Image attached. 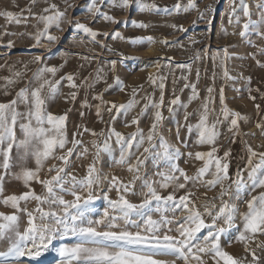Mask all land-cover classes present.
<instances>
[{
    "label": "rangeland",
    "instance_id": "1",
    "mask_svg": "<svg viewBox=\"0 0 264 264\" xmlns=\"http://www.w3.org/2000/svg\"><path fill=\"white\" fill-rule=\"evenodd\" d=\"M90 2L91 0H67L66 3L65 0H47V2L38 0L33 6L30 0H0V11L9 10L17 13L21 9L31 7L33 12L40 14L43 8L54 3L61 10L67 8V20H77L101 33L111 34L118 31L124 37V39H114L112 35L107 37L98 35L93 41L87 34L77 31L74 26H70L65 21L61 23L59 29L55 26L49 28L52 35L60 38L58 41L49 42L47 39L41 38L37 43L35 34L39 30H43V23H38L36 19L30 18L27 25L23 23L18 25L9 23L4 16H0V66H14L15 70L25 72L23 79L8 89V95H4V90L0 88V102L11 100L20 88L26 86L33 73L44 65L56 66L59 69L54 79H60L66 74H73L75 83L79 86L73 89L67 80L62 81L60 95L47 104V110L54 115H63L67 112L66 133L69 143L65 149H57L56 155H62L67 151V148L72 147L71 140L74 132L78 133L76 139L82 141L70 158L71 164L67 171L78 179L83 178L87 174L88 165L93 163L95 157L96 148L93 141L95 140L97 144L102 143L110 129L128 135L136 132L139 127L147 134L156 109L150 107L146 113L140 115L141 108L148 98L159 102L161 95V89L158 87L161 81L157 80L156 84H152L148 79L149 74L164 78L162 81L164 104L160 109L163 120L159 130L169 143L175 144L184 153L176 163L184 169L188 176H193L196 170L202 166L203 161L194 160L187 153L208 152L212 145L198 144L196 130L193 129L190 134L185 126L186 123L195 125L198 115H190L187 122H185L184 116L185 112L194 113V110L199 108L209 96L208 88L213 89L211 95L214 97V103H209V108H215V112L210 116V123L217 117L223 120L220 104L221 88H223L227 107L245 117L239 121V133L234 137L228 131L230 120L219 125L221 135L216 141L217 155L223 156L225 151L231 150L227 159L230 176H234L238 169L246 168L249 155L246 146H251L257 152H264V127H257V124L264 126V52L259 51V49H264V39L257 36L251 28L244 37L239 34L242 31L243 23L249 18L260 19L264 8L257 7V5L264 4V0H246L249 5L250 17H244L243 10L240 8H237L235 14H231L232 8L239 4V0H235V4L233 0H197L198 10L194 9L188 12L182 10L141 11L139 8V2H143L155 3L161 8L167 6L172 9L178 0H138L128 9L114 7L108 3L101 4L97 0L101 12H107L120 23L105 21L102 16L90 13L88 11ZM179 2L186 4L187 0H179ZM68 5H72V7H68ZM200 12H203V16L200 15ZM23 14L29 15L28 12ZM141 21L149 26L141 28L133 23L138 24ZM173 25H183L187 31H178L172 27ZM5 33H15V35ZM146 36H152L154 40L133 43L129 39ZM165 39L173 41V43L165 44L163 43ZM10 40L13 42L11 47L8 46ZM225 48L228 51L227 57L224 56ZM197 54L201 57L199 60L195 59ZM37 56L42 58V62H35ZM214 56H216L215 60H213ZM169 57L172 58L171 62L166 59ZM222 59L223 65H221ZM111 61H116L114 70ZM257 61L260 63L258 64ZM25 64L27 69L24 68ZM61 65L63 67H60ZM179 65H186V67ZM188 66H190V70ZM225 68L229 76L233 77L232 79L224 77ZM197 70L199 79H197ZM98 74L102 78L98 79ZM9 75L8 67H0V77ZM116 77H119L123 82L124 91H121ZM182 77H187V79ZM2 83L3 81L0 80V84ZM186 83L196 84L199 92V98L191 103L188 98L192 90L190 87H185ZM133 87L139 88L136 96L139 103L131 111L127 114H117L113 111L110 114L106 110L110 105L103 104L101 115L97 116L96 105L101 104V100L93 97L99 95L105 102L122 104L129 100ZM73 91L76 92L75 100H66L65 97ZM177 96L180 98L181 104L170 105L169 102ZM250 97H255V99ZM183 104H187L186 109L182 106ZM257 105H259V109H257ZM170 106L173 109L171 112L169 111ZM19 110L24 111L25 109L20 106ZM80 113H83V116ZM110 116H115V119H111ZM133 117L138 118V124L130 123ZM178 127L180 140H177L176 137ZM85 128L89 131H85ZM93 132L97 135L94 136ZM101 133L103 134L101 135ZM181 141L186 142L187 146L185 147ZM111 143L113 151L101 153L95 160L98 183L93 186L92 194L97 199L90 206L95 209V214L90 215V219L98 218L103 209L107 207L105 195L110 199L118 198L117 191L111 186L112 177H117L120 181L128 183L133 176V173L128 170V163H135L137 156L143 160L138 173L143 177V180L159 182L161 177L158 173L168 171L167 165L152 152L144 153L141 156L143 148L148 146L147 143L139 150L134 147L131 150L133 153L131 159L124 164L117 163L120 159V148L115 144L114 136ZM154 143L157 145L155 151H161L159 141L154 140ZM85 148L88 151L82 155ZM0 163H2V157H0ZM53 164L59 165L61 162L54 159L46 161L39 174L42 180L49 179L51 175L55 174L48 172ZM21 167L35 168V160L31 157L21 158V154L13 149L10 168L3 182V192L0 193V212L15 211L10 206L3 204L4 197L13 194L20 195L28 190L23 180L18 179L15 175L21 171ZM3 171L0 168V173ZM177 175L179 174L177 173ZM243 176L245 179L247 178V171L243 172ZM143 180L135 181L131 191L121 194L126 195L130 202L139 204L145 198L140 195L142 191H146V189H142ZM179 182L184 183V180L181 178ZM31 187L39 195L45 193L44 187L36 181L31 183ZM187 189H191L193 194L190 199L195 202L200 211H203L200 206L206 199L217 205L220 203L219 200H211L217 194L218 189L209 190L199 184L193 185L191 182L188 183ZM186 190L177 192V197L184 195ZM262 190L264 189H257L252 192V195H258ZM157 191L161 195H167L172 191V188L161 189L157 185ZM204 193H207V197L204 196ZM83 194L87 195V193ZM249 198L247 193H241L239 199H232L230 203L237 206L239 212L243 213L247 210L244 201ZM65 199L70 200L72 197L65 195ZM224 199L229 200V196H225ZM24 207L33 210L37 207V202L30 200L25 204L22 201L21 208ZM43 207L47 210V205ZM151 207L153 211L149 214L153 216V219H158L160 214L154 211L155 202ZM165 214L170 218L172 216L170 212ZM181 215L180 212L176 213L177 218ZM132 219L142 223L144 218L133 214ZM26 221L27 216L21 214V230L26 226ZM205 222L212 223V220L210 217H205ZM217 223L223 226V221H217ZM235 223L242 228L239 215H237ZM170 227L175 228L176 225L173 224ZM130 230L135 231L136 229L133 227ZM202 232L206 234L207 230H202ZM169 234L177 235L175 231ZM237 234L236 229L230 231L228 234V239L232 240L230 244L222 237V247L233 257L244 258V264H248L252 259L251 253L246 252L244 244L235 239ZM256 240L264 242V235H257ZM79 242L78 237L71 235L60 237L54 240L53 244L49 246V251L39 258L25 256L12 261L11 264H57L60 257L54 249L61 245L71 247ZM7 247V241L0 242V251H6ZM249 247L256 249V255L259 258L257 264H264V248H256L254 241L249 242ZM158 258L166 261L175 259L173 256ZM205 259L208 260V264H212L209 258L205 257ZM176 264H182V261L177 260Z\"/></svg>",
    "mask_w": 264,
    "mask_h": 264
},
{
    "label": "snow or ice",
    "instance_id": "2",
    "mask_svg": "<svg viewBox=\"0 0 264 264\" xmlns=\"http://www.w3.org/2000/svg\"><path fill=\"white\" fill-rule=\"evenodd\" d=\"M30 2L34 6L38 0H30ZM66 2L67 0H65ZM137 2L138 0H99L101 4L108 3L121 9H128ZM233 3L235 4V0ZM68 7H72V5H68ZM257 7L264 8V4L257 5ZM139 8L141 11L182 10L188 12L194 9L198 10V4L197 0H187L186 4H181L178 0L172 9H169L167 6L161 8L155 3L139 2ZM237 8L243 10L244 17H250L249 5L246 0H239V4L232 8L231 14H235ZM88 11L94 15L102 16L105 21L120 23L107 12H101L97 0H91ZM24 12H28L29 15L25 16ZM200 15L203 16V12H200ZM0 16H4L9 23L18 25L22 23L27 25L30 18L36 19L38 23H43V30H39L35 34L37 43L40 42L41 38H45L49 42L58 41L60 38L52 35L49 28L55 26L59 29L61 23L65 21L70 26H74L77 31L87 34L93 41L98 35L106 37L112 35L114 39H124L118 31L111 34L108 32L101 33L77 20H67V8L61 10L54 3L43 8L40 14L33 12L31 7H27L21 9L19 13L2 10ZM133 23L141 28L149 26L143 21L138 24ZM172 27L181 32L187 31L183 25H173ZM250 28L255 31L257 36L264 39V30H261L264 29V12L261 13L259 20L249 18L244 22L242 31L239 33L240 36L244 37ZM5 34L15 35V33ZM129 39L133 43L152 42L154 37ZM163 43L171 44L173 41L165 39ZM12 44L13 42L10 40L8 46L11 47ZM104 47L107 46L104 45ZM259 51L264 52V49H259ZM217 55L219 54L217 53ZM224 56H228L227 48L224 49ZM200 58L199 54L195 56L197 60ZM166 59L169 62L172 61L170 57ZM215 59L216 56L213 57V60ZM35 62H42V58L35 57ZM257 63L259 64L260 61ZM111 65L114 70L116 61H111ZM221 65H223V59ZM179 66L186 67V65ZM0 67H8L10 72L9 76L0 77V80L3 81L0 88L4 90V95H8V89L22 80L25 72L15 70L14 66ZM188 67L190 70V66ZM24 68L27 69L26 64ZM58 70L56 66L44 65L39 67L26 86L20 88L11 100L0 102V157H2L0 168L4 170L3 173H0V193L3 192V182L10 168L13 149L21 154V158H33L36 165L35 168L21 167V171L15 174L18 179L23 180L28 190L20 195L13 194L3 199V204L10 206L15 211L11 213L0 212V242L7 241L8 243L7 250L0 251V264H11L12 261L25 256L39 258L49 251V246L53 244L54 240L69 235L78 237L80 242L71 247L61 245L55 248L54 251L60 257L57 264H176L177 260L182 261V264H208L205 257L209 258L212 264H221V262L223 264H244V258H235L222 247V237L229 244L232 243V240L228 239V234L232 229H236L238 233L235 239L244 244L246 252L251 253L252 259L248 264H257L259 258L256 255V249L249 247V242L254 241L256 248H264V242L256 240L257 235H264V190L260 191L258 195H252V192L257 189H264V152H257L251 146H246L249 153L246 168L238 169L234 176H230L227 159L231 150L225 151L223 156L217 155L216 141L221 135L219 125L230 120L228 131L234 137L239 133V121L245 117L227 107L223 88L220 90L223 120L217 117L211 123L209 122L211 114L215 112V108H209V103H214V97L211 95L212 88H208L209 96L199 108L194 110V113L185 112V122L188 121L190 115H198V121L195 125L185 124L190 134L193 129L196 130L197 143L212 145L208 152L187 153L190 158L203 161L202 166L196 170L193 176H188L184 169L176 163L184 153L175 144L169 143L159 130L163 120L160 109L164 104V84L162 82L164 78L149 74L148 79L152 84H156L157 80L161 81L158 84L161 95L159 102L148 98L141 108L140 115L146 113L150 107L156 109L147 134L139 127L136 132L128 135L110 129L102 143L97 144L95 140L93 141L96 148L93 163L88 165L87 174L78 179L67 169L71 164L70 158L77 146L82 144V141L76 139L78 133L74 132L71 140L72 147L67 148L64 154L57 156V149H65L69 143L66 133L67 112L63 115H54L47 110L48 102L54 101L60 95L62 81L67 80L73 89L79 87L75 83L73 74H66L60 79H54ZM223 75L229 79L233 78L229 76L226 68ZM99 78L102 77L98 74ZM182 78L187 79V77ZM197 79H199L198 70ZM248 79L251 80L250 77ZM116 82L121 86V91H124L123 82L119 77H116ZM185 87H190L192 90L188 98L189 103L199 98L196 84L186 83ZM138 91V87H133L129 100L122 104L105 102L99 95L93 97L101 100V104L96 105L97 116L101 115L103 104L110 105L106 108L110 114L113 111L117 114H127L139 103L136 100ZM75 98V91L70 92L65 97L66 100H75ZM250 98L255 99V97ZM169 104H181L180 98L175 97ZM20 106H23L25 110L20 111ZM182 106L187 108V104ZM256 107L259 109V105ZM172 110L170 106L169 111ZM80 115L83 116V113ZM110 118L115 119V116H110ZM138 122V118L133 117L130 123L138 124ZM257 127L264 126L257 124ZM84 130L89 131L87 128ZM93 135L97 134L93 132ZM113 136L115 137V144L119 145L120 148V159L117 163H127L133 155L131 150L134 147L139 150L147 143L148 146L143 148L141 156L144 153L152 152L167 165L168 171L158 173L161 177L159 182L143 180V177L138 174L139 166L143 164V160L137 156L135 163H128V170L133 173L132 179L128 183L120 181L117 177H112L111 186L117 191L118 198L110 199L105 195L107 207L103 209L98 218L90 219L89 216L95 214V209L90 206L97 199L92 194L93 186L98 183L95 160L99 158L101 153L113 151L111 143ZM176 137L177 140H180L179 127ZM154 140L159 141L161 151H155L157 145ZM181 143H184L185 147L187 146L186 142L181 141ZM87 151L85 148L82 155L86 154ZM49 159L59 160L61 164H53L48 172L55 174L51 175L49 179L42 180L39 174ZM244 171H247L246 179L243 176ZM181 178L184 183L179 182ZM137 180H143L142 189H146L140 193L145 198L139 204L130 202L126 195L121 194L131 191ZM33 181L44 187L45 193L43 195L37 194L31 187ZM189 182L193 185L199 184L209 190L218 189L217 194L211 200H219V205L206 199L200 206L203 211H200L195 202L190 199L193 194L191 189L186 190ZM157 185L161 189L172 188V191L167 195H161L157 191ZM180 190H186L185 194L177 197L176 193ZM83 193H87V195ZM241 193H247L250 197L244 201L247 210L243 213L239 212L237 206L230 203L232 199H239ZM65 195H70L72 199H65ZM204 196L207 197V193H204ZM225 196H229V200H225ZM30 200L37 202L35 209L21 208L22 201L26 204ZM154 202V211L160 214L158 219H153V216L149 214L153 211L151 206ZM44 205H47V210L43 207ZM168 212L172 213L171 218L165 214ZM177 212L182 214L179 218L176 217ZM21 214L27 216L26 226L23 230H21L20 225ZM133 214L144 218L142 223L133 220ZM237 215L242 221V228L235 223ZM205 217H210L212 223H206ZM217 221H223V226L218 225ZM173 224L176 225L175 228L170 227ZM133 227L136 229L135 231L130 230ZM205 229L207 232L203 234L202 230ZM173 231L177 235L169 234ZM162 256H173L175 259L166 261L158 258Z\"/></svg>",
    "mask_w": 264,
    "mask_h": 264
}]
</instances>
